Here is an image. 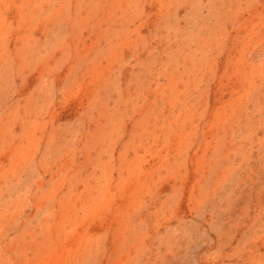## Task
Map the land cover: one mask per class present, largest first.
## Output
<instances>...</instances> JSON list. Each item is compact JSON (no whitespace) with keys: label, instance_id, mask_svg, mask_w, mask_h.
Listing matches in <instances>:
<instances>
[{"label":"rangeland","instance_id":"1","mask_svg":"<svg viewBox=\"0 0 264 264\" xmlns=\"http://www.w3.org/2000/svg\"><path fill=\"white\" fill-rule=\"evenodd\" d=\"M0 264H264V0H0Z\"/></svg>","mask_w":264,"mask_h":264}]
</instances>
